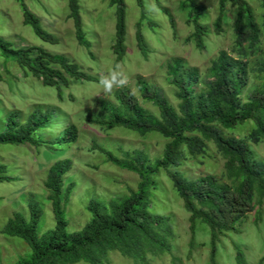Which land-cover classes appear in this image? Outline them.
Here are the masks:
<instances>
[{"label":"rangeland","instance_id":"obj_1","mask_svg":"<svg viewBox=\"0 0 264 264\" xmlns=\"http://www.w3.org/2000/svg\"><path fill=\"white\" fill-rule=\"evenodd\" d=\"M183 1L155 0L158 11L150 13L145 7V0H142L146 15L142 19L138 0H125L127 53L117 63L112 50L116 8L110 0H79L89 48L78 42L68 0H0V38L10 42L14 48L36 47L63 55L96 78L94 82L70 81L69 86L61 90L60 98L55 88L44 86L31 74L26 75L13 60L6 61L0 56V134L5 132L11 117L26 124L37 110L52 115L50 125L39 132L45 136L40 137V146L0 144V165H5L7 174L14 179L0 183V264H16L19 258L30 252L22 239L6 236L1 231L16 214H22L29 220L31 200L41 210L39 236L54 228L53 206L46 182L50 175L56 177L52 167L57 163L68 160L72 163V168L63 178L62 197L63 203H66L68 231L76 232L81 231L91 219L92 214L87 207L93 199L109 204L136 191L141 181L137 173L108 161L102 149L122 160L129 158L127 154L132 156L136 152L144 154L152 163L162 158L168 140L161 135L151 133L141 136L124 128L107 130L90 123L87 117L101 111L97 99L114 102L116 93L121 90L134 93L143 107L158 116V108L142 98L137 87L138 78L145 79L166 102L176 107L179 101L168 81V64L173 59H181L186 72L197 69L204 79L220 51L232 50L235 11L227 7L223 31L217 35L214 23L219 16V0H196L205 8L201 22L211 32L205 39L206 47L199 50L189 39L194 27L188 22L189 8L181 7ZM247 1L261 25L264 12L261 2ZM23 6L39 18L43 29L57 39L56 43L43 41L30 25L24 23ZM138 30L147 47L145 53L138 43ZM261 44L264 50V38ZM117 64H121L122 70L128 74L130 86L105 94L97 86L98 80ZM257 76L256 71L251 72L247 94L254 90L253 86L261 83ZM68 123L76 128V139L70 146L60 145L61 131ZM254 128V122L247 121L235 129H223V132L226 137L248 143L254 156L264 160V144H256L250 138ZM171 170L179 171L192 180L206 176L221 178L224 159L214 143L210 142L204 156L187 154L182 164ZM154 182L156 186L151 190L150 212L167 219L168 233L165 237L169 246L155 253L145 250L144 258L139 261L122 249H107L97 264H212L210 227L198 222L193 235L190 230L191 213L186 210L168 172L162 169L154 176ZM236 245L244 253L247 264H264V205L256 206L238 232L220 237L216 263L238 264ZM75 264L90 263L80 261Z\"/></svg>","mask_w":264,"mask_h":264},{"label":"trees","instance_id":"obj_2","mask_svg":"<svg viewBox=\"0 0 264 264\" xmlns=\"http://www.w3.org/2000/svg\"><path fill=\"white\" fill-rule=\"evenodd\" d=\"M259 1L264 9V0ZM138 2L142 19H145L143 2ZM110 3L116 8L112 50L118 63L127 53V9L125 0H110ZM68 7L78 42L89 48L79 0H68ZM181 7L189 8L188 22L194 27L189 39L199 50L204 49L205 39L211 33L209 27L201 22L205 8L196 0H184ZM227 7L235 11V41L230 52L222 50L213 60L207 70V78L202 79L197 69L186 72L181 59H173L168 64V81L179 101L176 107L166 102L145 79L138 78L137 87L142 98L158 108V116L143 107L132 92L121 90L116 93L114 102L97 99L101 111L87 117L90 123L107 130L124 128L141 136L157 133L168 140L162 158L154 163L140 152L132 156L127 154L129 158L122 160L102 149L108 161L140 176L137 190L109 204L93 199L87 207L92 214L91 219L81 231L69 232L62 194L63 178L72 168V163L69 160L57 163L52 167L56 177L50 175L46 182L53 206L54 228L39 236L41 210L31 200L29 220L22 214H16L1 231L6 236L22 239L30 248V252L19 258L16 264H75L80 261L97 264L107 249L113 248L122 249L139 261L146 251H163L169 246L165 237L168 233L167 219L150 212L151 190L156 186L154 176L162 169L168 172L186 210L191 213L192 234H195L198 222L210 227L211 260L212 264H217L215 255L220 237L238 232L256 206L264 205V160L254 156L248 143L226 137L223 132V129L232 130L252 121L255 124L250 135L252 142L264 144V50L261 44L264 12L260 25L247 0H219V16L214 23L217 35L223 31ZM23 8L24 23L30 25L43 41L56 43L57 39L43 29L39 18L26 6ZM137 38L145 53L147 47L140 30ZM0 56L6 61L13 60L26 75L31 74L44 86L55 88L60 98L61 90L68 87L70 81H96L94 76L84 72L67 57L42 48H14L10 42L0 38ZM252 71H256L261 83L253 86L254 90L247 94ZM33 113L26 124L11 117L5 132L0 134V144L40 146V137L44 135L39 132L50 125L52 115L38 110ZM75 139L76 128L68 123L61 131L60 145L70 146ZM210 142L214 143L224 159L221 178L206 176L192 180L179 171L171 170L179 167L187 154L204 156ZM7 170L5 165H0V183L14 180ZM236 248L237 263L247 264L240 247L236 245Z\"/></svg>","mask_w":264,"mask_h":264},{"label":"clouds","instance_id":"obj_3","mask_svg":"<svg viewBox=\"0 0 264 264\" xmlns=\"http://www.w3.org/2000/svg\"><path fill=\"white\" fill-rule=\"evenodd\" d=\"M145 7L150 13L158 11L155 0H151V2L145 0ZM97 86L101 88L105 94H110L117 89L129 87L130 78L128 74L122 70L121 64H117L107 74L99 78Z\"/></svg>","mask_w":264,"mask_h":264}]
</instances>
